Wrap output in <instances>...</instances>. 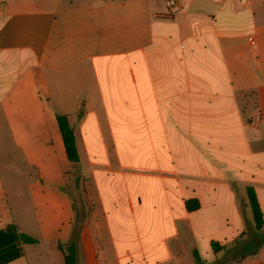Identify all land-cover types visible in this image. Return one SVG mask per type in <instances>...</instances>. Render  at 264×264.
<instances>
[{
    "label": "crops",
    "instance_id": "1",
    "mask_svg": "<svg viewBox=\"0 0 264 264\" xmlns=\"http://www.w3.org/2000/svg\"><path fill=\"white\" fill-rule=\"evenodd\" d=\"M57 114L69 115L75 129L76 165L67 158ZM137 126L140 138L127 136L126 127ZM165 143L176 182V200L166 194L167 205L178 216L161 239L165 257L154 261L173 258L167 240L179 238V216L187 220L194 254L207 246L213 255V241L244 233L248 186L264 214V0H179L172 11L166 0H0V230L14 224L23 232L12 189L18 206L40 201L64 216L60 222L52 216L50 230L35 208L33 216L26 211L42 225V240L52 233L67 239L74 209L71 195L61 193L62 183L69 189L62 163L78 165L77 191L83 199L90 192L97 204L88 218L76 212L74 219L83 221L87 263L154 264L143 247L131 249V217L116 227L118 243L110 231L111 249L95 214L101 209L107 219L106 200L135 212L132 175L155 176V195L164 192ZM138 154L147 160L133 173L124 159ZM189 199L199 207L188 211ZM162 219L168 228L169 218ZM23 248L8 264H29ZM231 264H264V243Z\"/></svg>",
    "mask_w": 264,
    "mask_h": 264
},
{
    "label": "rangeland",
    "instance_id": "2",
    "mask_svg": "<svg viewBox=\"0 0 264 264\" xmlns=\"http://www.w3.org/2000/svg\"><path fill=\"white\" fill-rule=\"evenodd\" d=\"M139 114V112H133V114ZM72 124L78 128L77 125L81 122V119L76 117L71 120ZM140 129L134 128V127H126V134L127 136H131V138H140ZM139 136V137H138ZM82 148L84 151L85 157V163H89L90 161V148L87 146V140L85 138H82ZM139 141L138 139H135L133 141L132 145H136L137 148ZM164 152L165 157L163 160L164 165V174H163V191L164 192H158V196L155 194L157 193L156 185L157 180L155 179V176L153 177H137L135 175H132L129 178V183L131 184V199L133 208L135 209V212L132 214L129 213L128 208L126 206H123V204H120L119 206L110 207V203L107 202V211L108 216L107 219L105 218V215L102 214L101 209L98 210V214H95V216H100L102 218V234L103 237L108 244V248L110 247L112 249V245L110 244L109 235L110 231L114 238L116 239V242L118 243L120 240L118 237V230L116 227L123 224V220H126V223H128V219L131 217V232H132V240H131V249L133 252L140 251L143 247L146 251H148V257L149 260L152 261L154 264H175L176 261L179 262V264H207L208 262L211 264H214L219 259H222L227 253V249H232L238 246L239 244L243 242H251L254 238H256L263 230H258L255 227L254 219H253V213L251 210V207L248 203V201L245 202V204L248 207V211L246 212V215L244 218V224L246 226V229L243 234L240 236H237L235 238L229 239L225 242H221L222 249L219 251H214L213 255L209 251L210 249L206 247H200L198 249V257L200 258L199 262L194 254V243L193 239L190 236V232L188 230V223L187 220H184L179 216L180 220L175 226L179 230V238L175 239H169L167 240V243L169 247L171 248L173 258L167 261H164L162 263L155 262V258L163 259L166 255V252H164L163 244L161 243L162 237H165L167 233L172 232V225L173 221L172 218L178 216L176 212H178L177 209H174L172 211L169 206L167 205V197L171 196L172 202H175L176 200V189H174V186H176L174 175H172L169 170H171V159L167 157V144H164ZM147 160L144 156L141 154H138L132 158L126 157L124 159V163L126 166H131L133 168L132 172L134 173L136 171L135 166L142 165L143 161ZM88 161V162H87ZM149 161V160H148ZM69 165H65L62 163V168H67L69 170V189L67 190L65 185L61 184V193L62 194H70L73 199V209H74V216H73V223L71 226L70 234L67 239L59 240L58 238H53L54 233H52V236L50 239L42 240L44 235V229L40 223L37 222L35 217L32 219H27V210L30 211V214L33 216L34 208L39 214L41 221H46V224L48 225V228L52 230V223L51 218L52 216H57L58 222L63 221L64 216L60 213H51L48 212L47 209L42 206L40 201H37L35 204H33V207H22L18 206V194L13 191L12 189H9V196L13 202L14 210H16V221L19 224L20 228L24 233H29L30 235L38 238L39 243L37 244H31L28 246L26 244L27 249V255H28V262L29 264H65L64 257L60 253L61 250L58 249V244L61 243L64 248L67 247L68 243L71 240L72 233L74 230V219L76 212L78 214L82 213L85 215V218H88V214L92 213L93 209L97 204L92 202V196L91 193L86 192L90 195L87 199H83V195L81 191H77V181L76 177L79 174V168L77 166H73L72 168H68ZM128 169V168H127ZM130 170V169H128ZM81 173V172H80ZM90 177H88L86 183L89 180ZM159 179V178H158ZM128 180V179H126ZM160 180V179H159ZM158 180V181H159ZM79 182L81 180L79 179ZM161 183V180H160ZM151 186V187H150ZM159 188V186L157 187ZM161 188V187H160ZM63 189V190H62ZM104 193V192H103ZM122 193V192H120ZM161 193V195H160ZM123 194V193H122ZM239 194V192H238ZM239 196V195H238ZM27 198V197H26ZM78 199V200H77ZM124 199V196H123ZM122 199V200H123ZM127 197L125 198L126 201ZM21 201V200H20ZM19 201V202H20ZM123 203V202H122ZM239 205L241 206V209H245L243 207V200L239 196ZM247 210V209H245ZM244 213V211L242 210ZM162 217H168L169 223L168 228L164 227L162 225ZM77 218V216H76ZM85 221V220H84ZM128 226V224H127ZM166 226V224H165ZM82 227H83V221H82ZM146 232H144V230ZM82 230V229H81ZM143 230V231H142ZM82 233V232H81ZM140 237V238H139ZM101 244H103V241H99ZM110 242V243H109ZM110 244V245H109ZM113 244V243H112ZM59 250V251H58ZM180 251H184L180 253V255H177V253ZM186 252V253H185ZM139 253V252H138ZM79 264H88L87 259L85 257V254L82 250V239L80 238L79 241Z\"/></svg>",
    "mask_w": 264,
    "mask_h": 264
},
{
    "label": "trees",
    "instance_id": "3",
    "mask_svg": "<svg viewBox=\"0 0 264 264\" xmlns=\"http://www.w3.org/2000/svg\"><path fill=\"white\" fill-rule=\"evenodd\" d=\"M56 119L63 138L67 158L76 165L80 162V155L76 142L75 129L70 123L69 115L57 114ZM246 192L248 203L253 213L255 227L259 231L263 230L264 214L256 191L252 186H248ZM198 207L199 203L196 199H189L186 201V208L188 211L195 210ZM73 226L74 230L67 247L64 248L61 243L58 244L59 250L63 253L65 264H79V241L82 229V220L80 217L76 218ZM37 243H39L38 238L24 232H19L16 225L9 224L6 228L0 230V264H8L22 257L24 254L23 245ZM263 243L264 231L251 242H243L235 248L227 249V254L214 264H231L240 261L248 255L255 254ZM212 247L214 251L222 249V246L216 241L212 242ZM195 256L197 260L201 262L197 252H195Z\"/></svg>",
    "mask_w": 264,
    "mask_h": 264
},
{
    "label": "built area",
    "instance_id": "4",
    "mask_svg": "<svg viewBox=\"0 0 264 264\" xmlns=\"http://www.w3.org/2000/svg\"><path fill=\"white\" fill-rule=\"evenodd\" d=\"M179 4V0H166V5L169 11H172L174 8H176ZM250 40H253V38H250Z\"/></svg>",
    "mask_w": 264,
    "mask_h": 264
}]
</instances>
